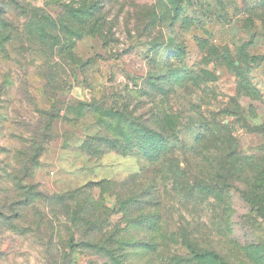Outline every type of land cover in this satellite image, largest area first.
I'll list each match as a JSON object with an SVG mask.
<instances>
[{
  "label": "rangeland",
  "instance_id": "1",
  "mask_svg": "<svg viewBox=\"0 0 264 264\" xmlns=\"http://www.w3.org/2000/svg\"><path fill=\"white\" fill-rule=\"evenodd\" d=\"M264 264V0H0V264Z\"/></svg>",
  "mask_w": 264,
  "mask_h": 264
},
{
  "label": "trees",
  "instance_id": "2",
  "mask_svg": "<svg viewBox=\"0 0 264 264\" xmlns=\"http://www.w3.org/2000/svg\"><path fill=\"white\" fill-rule=\"evenodd\" d=\"M222 264H227V263L222 261Z\"/></svg>",
  "mask_w": 264,
  "mask_h": 264
}]
</instances>
